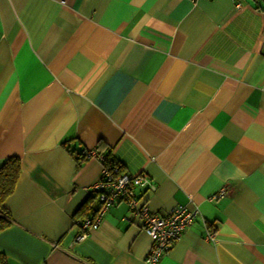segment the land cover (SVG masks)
<instances>
[{
    "label": "crops",
    "instance_id": "obj_1",
    "mask_svg": "<svg viewBox=\"0 0 264 264\" xmlns=\"http://www.w3.org/2000/svg\"><path fill=\"white\" fill-rule=\"evenodd\" d=\"M84 150L145 175L152 212L197 211L156 264H264V0H0L7 264H149L124 201L76 239L112 170Z\"/></svg>",
    "mask_w": 264,
    "mask_h": 264
},
{
    "label": "built area",
    "instance_id": "obj_2",
    "mask_svg": "<svg viewBox=\"0 0 264 264\" xmlns=\"http://www.w3.org/2000/svg\"><path fill=\"white\" fill-rule=\"evenodd\" d=\"M82 154L86 158L94 155L103 159L95 150H84ZM115 169L107 170L103 167L100 181L91 189V193L96 194L99 206L92 218L78 220L80 233L76 239L84 238L90 230L97 228L108 207L124 201L133 216L141 220L142 227L152 240V246L145 261L149 264H156L161 256L171 248L172 243L186 226L194 221L197 211L176 207L165 215L152 212L141 200V193L153 190L155 188L153 183L145 175L117 174Z\"/></svg>",
    "mask_w": 264,
    "mask_h": 264
},
{
    "label": "trees",
    "instance_id": "obj_3",
    "mask_svg": "<svg viewBox=\"0 0 264 264\" xmlns=\"http://www.w3.org/2000/svg\"><path fill=\"white\" fill-rule=\"evenodd\" d=\"M98 153H102L97 150ZM84 157L81 156V159ZM103 163L106 167L113 169V166H118L110 156L109 150L105 153ZM120 167V166H119ZM20 173V160L16 156L8 157L4 163L0 166V231L5 229L11 224L8 211L6 210L3 202L5 198L13 191L15 182ZM97 199L95 193H91L78 209L75 216L83 218H92L95 215L97 209L93 208L91 203ZM0 264H7L5 257L0 254Z\"/></svg>",
    "mask_w": 264,
    "mask_h": 264
}]
</instances>
